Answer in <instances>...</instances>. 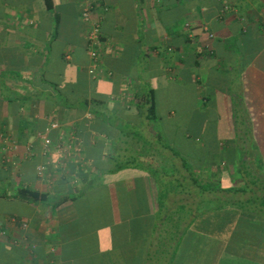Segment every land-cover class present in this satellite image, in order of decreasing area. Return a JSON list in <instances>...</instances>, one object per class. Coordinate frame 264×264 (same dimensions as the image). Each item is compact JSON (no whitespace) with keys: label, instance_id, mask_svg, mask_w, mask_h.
I'll return each instance as SVG.
<instances>
[{"label":"crops","instance_id":"crops-1","mask_svg":"<svg viewBox=\"0 0 264 264\" xmlns=\"http://www.w3.org/2000/svg\"><path fill=\"white\" fill-rule=\"evenodd\" d=\"M53 3L49 10L45 0H0V77L9 75L4 78L8 91L21 97L0 89V264L58 263V227L68 207L54 213L53 204L80 192V175L93 170L95 150L103 151L104 162L110 141L121 140L116 148L126 153L121 126L145 119L135 110L139 94L155 91L159 116L167 123L177 115L173 99L185 104L181 93H193L196 107L202 101L216 122L227 124L209 128L215 137L227 129V137L208 154L227 155L228 161L235 160L231 167L237 168L234 123H252L253 152L264 164V0ZM90 5L102 27L97 50L104 74L98 80L90 73V26L83 20ZM54 65L61 68L49 70ZM12 73L22 75L13 86ZM42 75L64 88L72 104L79 98L104 101L102 111L115 119V127L88 112H74V122H64L63 108L36 99L33 85L42 88ZM175 88L177 95L165 93ZM64 132L88 140L80 141L77 162L57 155V148L50 153L43 148L42 138L55 140ZM225 164L222 159L212 169L229 171ZM22 189L48 195L50 205L16 199ZM115 216L118 220L117 210ZM93 261L102 264V256Z\"/></svg>","mask_w":264,"mask_h":264},{"label":"trees","instance_id":"trees-1","mask_svg":"<svg viewBox=\"0 0 264 264\" xmlns=\"http://www.w3.org/2000/svg\"><path fill=\"white\" fill-rule=\"evenodd\" d=\"M45 1L53 10V0ZM5 76L0 77L1 91H8ZM21 77L12 73V86ZM39 80L44 89L33 85L37 101L63 108L64 122H74V112H88L115 127V119L102 111L104 101L79 98L72 104L64 88L44 75ZM136 97L135 110L145 119L140 124L126 121L120 129L127 139L121 148L132 152L119 153L121 140H111L103 162V151L95 150L93 178L91 172L81 173L80 192L53 204L54 213L68 207L58 227L57 264H94L97 255L102 264L264 263V164L253 152L252 123H234L237 177L221 169L213 179L205 170L210 154L195 163L168 143L155 91ZM16 199L37 205L49 197L22 189Z\"/></svg>","mask_w":264,"mask_h":264},{"label":"rangeland","instance_id":"rangeland-1","mask_svg":"<svg viewBox=\"0 0 264 264\" xmlns=\"http://www.w3.org/2000/svg\"><path fill=\"white\" fill-rule=\"evenodd\" d=\"M52 68L60 69L61 67L58 65H54L49 67V70H52ZM165 93L167 95H169L170 93V96H174L177 95V89L175 88L174 90ZM181 94H186L187 99L185 104L184 102H178V100L176 99H173L172 101V110H176L177 115L172 120H168L166 124V126H168L166 129V134L168 135L167 141L171 145L175 143L177 151L182 153L186 158L192 160L195 163H200L207 159V153H209V150L213 149L214 146H216L215 142H218L217 140H221V142L224 143L226 142V140L223 138L227 137V129L221 130L219 132L220 134L215 137V133L212 130L210 131L209 128L211 126L216 127L218 125L220 127L225 128L227 124L225 123V121L216 122L218 118L216 119L214 113L211 115V113L209 112V106L205 105L204 107L202 101H198L201 107H196L194 103L195 99L192 98L193 93L187 92ZM161 109L163 111L165 109V106L161 105ZM222 117L223 116H221L219 119H223ZM188 138H190V140ZM52 141L53 145L51 147L58 149L57 152L59 153L57 155H60V157H65L66 160L70 159L72 161L75 160V162L78 161L77 157H80L79 154H81L82 152L80 153L76 151L80 144V141L73 133L70 134L69 137L68 135H66L65 132L58 134L55 140ZM42 144L44 148V142ZM191 146H194V149L191 148ZM131 147L134 149L136 148L134 143L131 144ZM50 148L46 149L47 153H50ZM72 149L74 150L72 151ZM229 158L230 157H228L227 155L219 157L210 154L207 159V168L205 169L206 172H208L206 176L213 179L216 178V175L219 173V171L213 170L212 167L216 166L218 161L222 162L223 159V163H226L225 167H227L229 170L226 171L231 174L234 178H236V168L233 166L231 167V165L235 163V160L233 159L231 161H228L230 160ZM228 162L231 164L227 165ZM57 174L58 172L52 173L53 180L57 177Z\"/></svg>","mask_w":264,"mask_h":264},{"label":"built area","instance_id":"built-area-1","mask_svg":"<svg viewBox=\"0 0 264 264\" xmlns=\"http://www.w3.org/2000/svg\"><path fill=\"white\" fill-rule=\"evenodd\" d=\"M84 22L90 26V34H89V56L92 61V66L90 67V73L94 80H98L104 72L100 70V54L97 48L102 43L101 35H102V27L101 22L94 19V8L90 5L83 13ZM213 38V36H211ZM111 76V74H108ZM57 125L53 126V129H57ZM45 144V149L50 148L53 145V141L48 138H42ZM75 140V139H73ZM79 140V139H78ZM80 141V140H79ZM42 169H40V172Z\"/></svg>","mask_w":264,"mask_h":264}]
</instances>
